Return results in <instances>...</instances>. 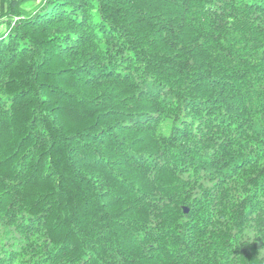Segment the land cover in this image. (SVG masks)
Segmentation results:
<instances>
[{
	"label": "trees",
	"instance_id": "obj_1",
	"mask_svg": "<svg viewBox=\"0 0 264 264\" xmlns=\"http://www.w3.org/2000/svg\"><path fill=\"white\" fill-rule=\"evenodd\" d=\"M1 25L0 264H264V0Z\"/></svg>",
	"mask_w": 264,
	"mask_h": 264
},
{
	"label": "rangeland",
	"instance_id": "obj_2",
	"mask_svg": "<svg viewBox=\"0 0 264 264\" xmlns=\"http://www.w3.org/2000/svg\"><path fill=\"white\" fill-rule=\"evenodd\" d=\"M3 28H4V26H3V25H1V26H0V29H3Z\"/></svg>",
	"mask_w": 264,
	"mask_h": 264
},
{
	"label": "water",
	"instance_id": "obj_3",
	"mask_svg": "<svg viewBox=\"0 0 264 264\" xmlns=\"http://www.w3.org/2000/svg\"><path fill=\"white\" fill-rule=\"evenodd\" d=\"M185 211L187 212V208H185Z\"/></svg>",
	"mask_w": 264,
	"mask_h": 264
}]
</instances>
